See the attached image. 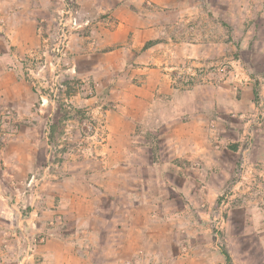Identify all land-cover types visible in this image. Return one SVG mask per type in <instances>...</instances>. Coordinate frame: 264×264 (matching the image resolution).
<instances>
[{
	"label": "rangeland",
	"instance_id": "rangeland-1",
	"mask_svg": "<svg viewBox=\"0 0 264 264\" xmlns=\"http://www.w3.org/2000/svg\"><path fill=\"white\" fill-rule=\"evenodd\" d=\"M90 4L0 0V264H44V245H69L75 219L92 208L93 154L107 141L106 118L125 112L121 94L131 81L126 65L101 59L94 32L104 15ZM209 9L195 11L189 25L208 18L210 42L226 40L224 52L195 58L191 70L186 60L168 69L165 89L155 91L160 104L133 106L136 140L155 163L161 132L170 130L172 146L198 145L189 159L172 161L179 169L164 190L169 198L154 209L179 231L160 229L156 242L163 256L191 242L199 244L190 258L264 264V0H210ZM101 60L109 66H96Z\"/></svg>",
	"mask_w": 264,
	"mask_h": 264
},
{
	"label": "crops",
	"instance_id": "crops-1",
	"mask_svg": "<svg viewBox=\"0 0 264 264\" xmlns=\"http://www.w3.org/2000/svg\"><path fill=\"white\" fill-rule=\"evenodd\" d=\"M219 2L225 3V0ZM92 4L104 15L103 19L97 21L102 25L100 30L94 32L101 59H106L105 62L114 59L118 65H126L125 73L131 83L125 88L127 92L121 94V99L128 113L125 109V112L106 118L107 141L102 147L97 146L91 163L90 180L96 183L91 184V199H88L92 208L75 219V225L69 232L77 236L69 245L63 247L59 242H55V248L49 242L44 245V264H214L209 260L208 253L205 259L188 257L190 250L198 249L199 243L181 242L176 245H179L178 251L181 252H173L169 256L161 253L160 246L163 244L156 242L159 230L176 233L179 226L166 221L172 216L164 214V211L157 212L154 208L169 198L164 190L171 187L170 173L174 171L173 168L179 169L172 161L189 159V152L193 153V148L198 145L197 142L192 145L190 140L179 139L180 145L174 143L175 146H172V138L175 137L166 135L170 130L161 132L158 136L160 158L155 163L153 151L136 140L139 117L133 108L140 105L148 109L152 101L160 104L158 100L162 99L156 98L158 93L155 91L165 89L163 83H167V76L170 75L168 69L180 70V62L186 60L191 70L195 58L208 59L210 54L224 52L226 40L218 38L210 42L212 37L208 30V18H203L202 25L196 30L195 26L189 25L195 11L204 13L206 8L209 9L210 0H91L89 6ZM85 9L88 10V7ZM149 42H153V46L149 45L144 50L143 47ZM252 42V53L255 54L260 37L255 36ZM169 59H172V65L167 67L165 64ZM99 65L102 68L109 66L102 60L96 66ZM261 71L264 73V67ZM135 78L140 79L138 83L142 86L136 84ZM262 85L264 98V83ZM218 101L220 108L221 105L225 106L220 99ZM209 106L205 105L203 110ZM143 115L146 116L147 112H143ZM205 116L203 112L191 120ZM159 118L160 121L169 120ZM169 122L167 124L175 121ZM207 132L202 130L201 138L205 141ZM203 142L199 147L205 154ZM206 146L209 147L208 144ZM147 203L149 208L146 207Z\"/></svg>",
	"mask_w": 264,
	"mask_h": 264
},
{
	"label": "trees",
	"instance_id": "trees-1",
	"mask_svg": "<svg viewBox=\"0 0 264 264\" xmlns=\"http://www.w3.org/2000/svg\"><path fill=\"white\" fill-rule=\"evenodd\" d=\"M229 257V256H228Z\"/></svg>",
	"mask_w": 264,
	"mask_h": 264
}]
</instances>
